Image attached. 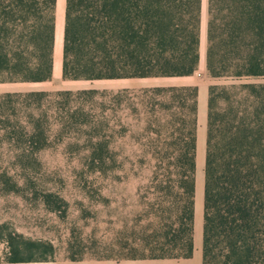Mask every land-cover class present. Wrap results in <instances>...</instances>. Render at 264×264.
<instances>
[{
	"label": "trees",
	"instance_id": "16d2710c",
	"mask_svg": "<svg viewBox=\"0 0 264 264\" xmlns=\"http://www.w3.org/2000/svg\"><path fill=\"white\" fill-rule=\"evenodd\" d=\"M200 1L64 0L61 79L191 76L198 65ZM55 2L0 0V84L50 81ZM206 17L207 75L264 79V0H206ZM144 92L150 115L163 114L165 148L151 153L156 163H164L162 180L143 205L144 213L118 231L115 243L92 254L70 253V261L192 255L197 90L170 86ZM47 96L0 94V125L7 121L3 108L9 102L19 110ZM5 131L1 125L0 136ZM39 135L32 124L30 137ZM97 150L90 157L102 162ZM55 254L50 242L0 223V264L52 262ZM200 264H264V81L207 89Z\"/></svg>",
	"mask_w": 264,
	"mask_h": 264
},
{
	"label": "rangeland",
	"instance_id": "374dc122",
	"mask_svg": "<svg viewBox=\"0 0 264 264\" xmlns=\"http://www.w3.org/2000/svg\"><path fill=\"white\" fill-rule=\"evenodd\" d=\"M63 13L64 0H56L54 48H60V65ZM206 20V0H201L198 65L188 77L63 81L60 74H51L50 81L39 84H0V94L49 95L40 99L39 108L32 101L19 110L13 101L3 108L7 121L1 124L6 131L0 136V223L25 237L48 241L56 251L52 262L25 264L123 262L66 257L92 254L115 243L118 231L129 228L144 213L143 205L164 174V163H156L151 153L165 148L163 114L150 115L144 90L170 86L197 90L193 251L178 264H200L207 89L264 81L207 75ZM53 59L54 49L52 70ZM92 90V95L77 94ZM64 91L70 95H57ZM32 124L38 126V137H30ZM97 149L102 162L90 157ZM107 156L110 161L105 160ZM161 261L165 260H144L167 264Z\"/></svg>",
	"mask_w": 264,
	"mask_h": 264
},
{
	"label": "crops",
	"instance_id": "0c3cea01",
	"mask_svg": "<svg viewBox=\"0 0 264 264\" xmlns=\"http://www.w3.org/2000/svg\"><path fill=\"white\" fill-rule=\"evenodd\" d=\"M52 74L54 76H58L60 74V48L58 49L56 46L54 48V59H53V70H52ZM39 84V83H36ZM195 184V182H194ZM193 222H194V212H193ZM152 261V260H151ZM167 261V262H165ZM165 261H161V262H165V263H169V264H178L181 260H165ZM138 264H152L151 262H144L143 261H138ZM120 264H133L132 261H123Z\"/></svg>",
	"mask_w": 264,
	"mask_h": 264
}]
</instances>
